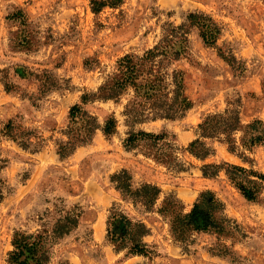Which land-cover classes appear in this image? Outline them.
Returning a JSON list of instances; mask_svg holds the SVG:
<instances>
[{
	"label": "rangeland",
	"instance_id": "374dc122",
	"mask_svg": "<svg viewBox=\"0 0 264 264\" xmlns=\"http://www.w3.org/2000/svg\"><path fill=\"white\" fill-rule=\"evenodd\" d=\"M17 8L24 10L38 40L32 52L11 47V32L17 27L8 16ZM192 12L212 16L223 29L217 47H212L192 28L191 57L177 62L185 72L193 108L182 119L136 127L174 135L184 170L158 164L145 155L144 147L126 149L131 129L122 114L126 97L120 103L86 105L102 125L115 114L117 133L107 137L99 130L91 144L62 160L59 144L68 141L71 108L82 103L85 93L99 89L121 57L143 54L161 39L166 23L179 26ZM221 52L234 55L237 64ZM234 107L244 126L264 123L263 0H126L98 14L92 0H0V176L5 181L0 264H8L16 231L51 229L76 206L83 211L79 226L55 245L51 264H264V202L248 201L224 173L206 179L202 171L206 164L227 162L264 173V145L248 149L242 144L243 132L233 137L236 153L226 142L201 138L199 127L209 115ZM10 121L13 126L7 129ZM9 134L31 138L32 144L23 146ZM197 139L214 149L206 160L188 151ZM123 169L131 172L135 187L151 183L162 189L153 211L135 207L116 189L112 176ZM206 190L217 193L227 215L242 228L238 242L210 233L194 234L187 244L174 240L169 220L158 212L163 200L175 194L188 213ZM113 207L147 224L151 234L144 242L153 250L152 258L117 250L108 232Z\"/></svg>",
	"mask_w": 264,
	"mask_h": 264
},
{
	"label": "trees",
	"instance_id": "16d2710c",
	"mask_svg": "<svg viewBox=\"0 0 264 264\" xmlns=\"http://www.w3.org/2000/svg\"><path fill=\"white\" fill-rule=\"evenodd\" d=\"M125 1L92 0V9L98 14L107 7L119 8ZM8 20L11 26L17 27L16 31L11 32L12 49L34 51L38 40L31 32L24 10L17 8L10 13ZM192 28L199 30L207 46L217 47L223 29L210 15L192 12L187 21L179 26L166 23L162 37L154 47L143 54L129 53L121 57L99 89L93 93H85L82 103L71 108L70 124L66 131L68 141L59 144L60 158L65 160L79 147L91 144L99 130L107 137L117 133L119 120L115 114L102 125L99 118L86 109V105L98 101L120 103L126 97L122 114L127 126L131 128L124 141L126 149L132 151L144 147L148 158L172 171H183L184 164L179 159L180 149L174 135L167 131L153 133L136 130V127L159 120L176 121L184 118L193 108V102L186 94L185 72L177 66V62L191 57ZM221 56L232 65L237 64L234 55L221 52ZM12 126L13 121H10L6 128L11 129ZM199 128L201 138L226 142L230 144V151L233 153L237 151V143L233 139L237 132H243L242 144L248 149L257 144L264 145V123L256 120L244 126L237 107L228 108L224 113L209 115ZM8 136L23 146L32 144L31 138L20 140L12 134ZM188 151L201 160L214 154V149L201 139L193 141ZM242 157L247 160L246 156ZM2 168L0 167V174ZM202 171L203 176L209 179H216L224 173L248 201L264 202V173L227 162L206 164ZM133 179L127 169L112 176V182L124 200L131 201L135 207L143 206L147 211H153L162 189L151 183L135 187ZM4 194L5 181L0 176V201ZM183 207L182 202L172 193L165 197L158 210L159 214L169 220L171 234L176 242L187 244L197 233H210L219 240L232 239L238 242L242 239V228L227 215L226 204L215 191H203L190 212L184 213ZM111 212L108 232L117 250L128 249L131 255L152 258L154 252L144 242L145 237L151 234L147 224L141 220H133L116 207ZM82 215L83 211L76 206L61 216L51 229L45 227L35 233L16 231L12 241L13 250L8 254V264H51L53 248L79 226Z\"/></svg>",
	"mask_w": 264,
	"mask_h": 264
},
{
	"label": "crops",
	"instance_id": "0c3cea01",
	"mask_svg": "<svg viewBox=\"0 0 264 264\" xmlns=\"http://www.w3.org/2000/svg\"><path fill=\"white\" fill-rule=\"evenodd\" d=\"M156 122V121H155ZM204 178H206V177H204ZM206 179H209V178H206Z\"/></svg>",
	"mask_w": 264,
	"mask_h": 264
}]
</instances>
